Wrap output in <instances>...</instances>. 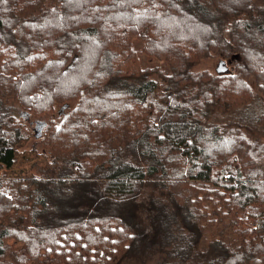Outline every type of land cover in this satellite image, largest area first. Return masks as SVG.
Instances as JSON below:
<instances>
[{
	"label": "trees",
	"instance_id": "16d2710c",
	"mask_svg": "<svg viewBox=\"0 0 264 264\" xmlns=\"http://www.w3.org/2000/svg\"><path fill=\"white\" fill-rule=\"evenodd\" d=\"M0 35V97L26 116L0 125V264H118L152 249V234L164 250L159 264H264V145L234 127L208 124L213 106L242 105L250 87L233 72L195 75L188 62L203 53L222 61L240 54L264 97V6L0 0ZM82 48L89 55L83 67L63 75ZM160 59L163 67L153 63ZM40 79L51 86L19 92ZM56 106L58 131H80L69 132L66 163L56 169L43 134L34 143L47 151L41 176L12 178L17 148L33 136L22 122ZM47 126L56 130L54 121ZM30 200L40 210L23 220ZM108 239L124 253L101 243Z\"/></svg>",
	"mask_w": 264,
	"mask_h": 264
},
{
	"label": "rangeland",
	"instance_id": "374dc122",
	"mask_svg": "<svg viewBox=\"0 0 264 264\" xmlns=\"http://www.w3.org/2000/svg\"><path fill=\"white\" fill-rule=\"evenodd\" d=\"M250 2L255 8H257V6L258 7L264 6V4L262 2H260V0H249V3ZM28 12L29 11H26L25 13H23V16H26ZM207 22L210 24L215 23V21H213V20H210ZM11 27L12 26H9V28H6V29L11 30ZM43 31L47 32V30H43ZM3 34H5V36L9 35V33L7 31H5ZM160 36H162V37H160V39L163 38V35H160ZM15 39L17 42H21V41L24 42V37H23L22 31H20V33L17 32V37ZM156 40L158 41L159 39H156ZM26 41L29 43L28 39ZM136 42H137V44L135 46H136L137 50L140 51L141 47H142V41H136ZM235 44H236V42H235ZM82 46H83V48L85 47L84 44H82ZM83 48L79 51L78 58L75 57V58H77L76 60L74 58L71 61V63H69V66H68V64H66L65 71L62 73L63 75L67 76V72H69L70 70L72 71L81 65L83 67V64L86 62L87 58H89V55L85 54L86 52H85V50H83ZM161 56H162V54L160 55V57ZM140 58L142 61L147 60L145 55H141ZM192 59L193 58H190V57L188 58L189 71L191 73H193L195 75L206 74V75L210 76V74H211V75L218 76L217 71H218V68L220 66V62L222 61V59L220 57L215 56L213 53H207V54L203 53L198 59H196V60H192ZM245 59L246 58L243 59V57H241V55L239 54V58L237 60H233V58H232V60H226V61L228 62V64H227V66L229 68L228 72H233V74H238L237 78L233 77L234 80L242 81L244 83L246 82L249 85L250 91H251V96L249 97V99L247 101L241 102L242 105L234 107L232 109H226V108L218 106V105L213 106L209 112L208 124H209V126L220 125V126L234 127V130L239 129V131L242 132V133H240V132H238V133L246 136L249 139L259 141L260 144L264 145V97L262 96V93H261L259 87L256 85L255 75L248 73L246 69L242 70L243 64L247 63L246 62L247 60H245ZM164 62L165 61L163 59H160V61H153L154 65H158L159 67H163L162 65H165ZM142 65L143 64H141V67H142ZM172 68H171V66H168V70H169L168 73L174 69V68L173 69ZM238 70L241 71L240 73L242 76L240 75L239 72H236ZM64 81H65V78L61 79V82H64ZM38 84H43L47 87L51 86L50 81L45 82V81L40 79L38 81H31L30 83L28 82V83L22 84L19 87V92L21 94H27V93L33 92L38 87L37 86ZM44 102L45 101H43L42 103H44ZM71 106H73V105H71ZM60 110H61V108L56 106V108H52L50 112H47L41 116H34L33 118H32V116H30V114H28V117L32 118V121L30 123L29 122L24 123V121L22 122L24 124V126H27V127H29V129L33 130V136L29 142H23L21 144L19 143L20 145L17 148V153H18V158H19L18 163H17V165H15V167L12 171H7V174L12 176V178H15V177L31 178V177H38V176L40 177L41 176L40 175L41 174L40 169L45 168V166H46V161H47L46 152L47 151L43 149L44 144L43 145L38 144L37 146L34 147V143L37 140L34 137L36 135L35 130L39 129V127H41V126H42V134H44L43 136L44 137L48 136V142L50 144V146H49L50 150L53 148V150L55 151L52 153L56 155V157L53 158L55 160L54 165H55L56 169L57 168L59 169V167L62 165L64 166V163H66L64 160V158H65L64 153L65 152L70 153L72 151L71 146L74 143V140L72 139L69 132H71L73 129H76L75 133H74V135H76L77 133L79 134L80 131H79V128H74V127L69 129V130H66V131H58V129H60L62 127L60 125L62 118L60 120L59 116H58ZM6 111H7L8 115L4 116ZM46 111H47V109H46ZM60 116H61V114H60ZM63 116H65V114ZM10 117L19 118L18 120L22 121L21 118H25L26 116L21 113L20 109L17 107V105L15 104V102L12 98L3 99L0 97V125L3 123V121H5L7 118H10ZM51 121H54V123H55L54 128H56V130L53 131V127H52V130L46 131L47 128L45 129V126L47 124L49 126L51 124ZM44 129H45V131H44ZM39 140H43V139H39ZM56 149L59 151H56ZM48 153H50V152H48ZM68 159H69V157H68ZM47 163H49V161ZM2 174H3V171H0V177L2 176ZM192 184L197 186V187H200V186L204 187L205 186L204 188L212 189V187L202 185L200 183H197V184L192 183ZM2 188L3 189H11V195H15L16 189H14L13 187L8 186V185H4V186H2ZM150 191H152V189H150ZM145 198H146L145 196H142L139 199V201H138L139 207H143L142 204H140V203L143 200H145ZM173 198H175V197H173ZM19 201H20V205L22 206L23 198L19 197ZM75 201L78 202L77 200H75ZM177 204L179 206L183 207V209L186 208V206L183 203L177 202ZM27 207L29 209L27 211V214L23 217V220H24V218L26 220L30 217H33L35 210L36 211L40 210V208L38 206L34 205L31 200L29 203H27ZM165 211H167V210L165 209ZM13 214H16L17 218H19L22 215L21 212H16V213L13 212ZM0 215H1V213H0ZM166 216H168V215H166ZM1 223H2V220L0 219V224ZM69 231L71 233H73L72 230H69ZM84 232H85V234L90 233L89 230H85ZM151 240H152V242L148 246L151 247L153 245V248L150 249V247H147L148 249H150L148 252L142 250L138 254H132V257H128L127 259H124V258L118 259L116 257L117 263L118 264H159V261L162 258H164V250H163L161 244L159 242H157V240H155L154 234H152ZM101 243L104 246H106V247L114 250L115 252H117L116 255H120V254L124 253V251L120 252L115 247H113L110 244L109 239H108V241H105V242L103 241ZM20 246L21 245H19L18 247L20 248Z\"/></svg>",
	"mask_w": 264,
	"mask_h": 264
},
{
	"label": "water",
	"instance_id": "95a60500",
	"mask_svg": "<svg viewBox=\"0 0 264 264\" xmlns=\"http://www.w3.org/2000/svg\"><path fill=\"white\" fill-rule=\"evenodd\" d=\"M228 71H229V68L227 66V62L221 61L217 72L221 73V74H225ZM41 127H39V129L35 130V132H36L35 138L36 139H41L42 138L43 134H42V128Z\"/></svg>",
	"mask_w": 264,
	"mask_h": 264
}]
</instances>
